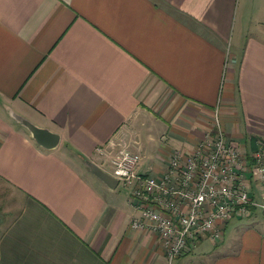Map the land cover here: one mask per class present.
Instances as JSON below:
<instances>
[{
	"label": "crops",
	"instance_id": "crops-1",
	"mask_svg": "<svg viewBox=\"0 0 264 264\" xmlns=\"http://www.w3.org/2000/svg\"><path fill=\"white\" fill-rule=\"evenodd\" d=\"M215 115L241 153L264 144V0H0V264H168L85 162L126 148L159 176ZM169 264H264V218Z\"/></svg>",
	"mask_w": 264,
	"mask_h": 264
},
{
	"label": "built area",
	"instance_id": "built-area-1",
	"mask_svg": "<svg viewBox=\"0 0 264 264\" xmlns=\"http://www.w3.org/2000/svg\"><path fill=\"white\" fill-rule=\"evenodd\" d=\"M191 152H173L159 176L138 175L139 156L118 149L106 172L125 190L137 216L130 229L157 236L166 262L203 240L218 243L223 225L254 210L264 218V144L248 155L228 141L214 116ZM99 156H104L97 149Z\"/></svg>",
	"mask_w": 264,
	"mask_h": 264
},
{
	"label": "water",
	"instance_id": "water-1",
	"mask_svg": "<svg viewBox=\"0 0 264 264\" xmlns=\"http://www.w3.org/2000/svg\"><path fill=\"white\" fill-rule=\"evenodd\" d=\"M14 119L27 130L31 139L37 146L45 150H51L57 145L59 138L56 134H53L44 128L36 127L19 116H14ZM85 166L89 172L107 188L113 189L116 186V180L94 164L86 161Z\"/></svg>",
	"mask_w": 264,
	"mask_h": 264
},
{
	"label": "rangeland",
	"instance_id": "rangeland-1",
	"mask_svg": "<svg viewBox=\"0 0 264 264\" xmlns=\"http://www.w3.org/2000/svg\"><path fill=\"white\" fill-rule=\"evenodd\" d=\"M218 115V114H217ZM217 115H215V117L217 118ZM213 120V119H212ZM233 223V222H232Z\"/></svg>",
	"mask_w": 264,
	"mask_h": 264
}]
</instances>
